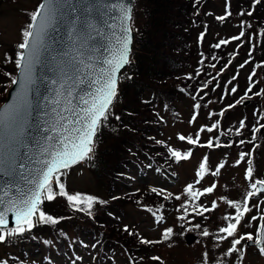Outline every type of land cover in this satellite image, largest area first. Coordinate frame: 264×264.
Segmentation results:
<instances>
[{
  "label": "trees",
  "instance_id": "trees-1",
  "mask_svg": "<svg viewBox=\"0 0 264 264\" xmlns=\"http://www.w3.org/2000/svg\"><path fill=\"white\" fill-rule=\"evenodd\" d=\"M239 4L248 5V0H242ZM190 12L187 0H138L135 6L132 23L137 32L131 63L121 77L115 107L109 110L108 119L102 121L92 155L85 161L88 171L97 180L108 184L109 199H113L110 205L93 206L92 216H88L72 209L64 198L45 201L41 209L44 207L46 214L60 218L59 222L56 225H40L33 233H25L22 237L9 238L6 243L0 244V260L22 264L26 260H35L44 252L63 253L68 245L78 246L83 240L97 239L108 242L113 251H116V243L125 244L132 253L133 264H172L167 258L172 253L168 241L158 235L145 234L144 237L156 238L161 243L140 244L142 238L138 235L133 242L132 236L118 229L116 220L122 219L117 215L125 216L127 211V201L120 199L119 194L127 186L121 179L130 171L128 165L134 162L133 159L140 161L143 155L154 158L161 156L162 152L151 150L153 147L160 148L158 143L164 141L159 138L160 131L166 129L165 117L161 120L158 118L161 112L156 107L177 109L183 105V86H191L190 80L183 84L184 76L180 77L184 67L183 19ZM171 85L172 90L166 91ZM258 86L264 93V82L258 83ZM148 95L154 98L150 99ZM213 182L214 178L207 187ZM78 193L83 192L78 190ZM151 193L141 194L139 201H146L145 209L151 208L156 212L157 207L167 200ZM195 202L202 205L201 201ZM168 204H176V201L169 200ZM156 214L162 216L163 213L160 209ZM192 218L197 219V215L194 214ZM217 219L216 215L212 216L210 222L213 224L197 221L200 228H196V231L203 241L210 243L202 231H215ZM181 235L182 232H179L173 236L179 245L183 239ZM164 247L170 250L163 251ZM154 254L160 260L151 259Z\"/></svg>",
  "mask_w": 264,
  "mask_h": 264
},
{
  "label": "snow or ice",
  "instance_id": "snow-or-ice-1",
  "mask_svg": "<svg viewBox=\"0 0 264 264\" xmlns=\"http://www.w3.org/2000/svg\"><path fill=\"white\" fill-rule=\"evenodd\" d=\"M71 5L72 0H66ZM84 4L83 11L90 13L93 9L88 6L86 0H80ZM93 4L97 3L98 0H92ZM262 0H253L251 8L254 9L256 5H260ZM54 0H44L38 6L37 11L30 13L31 22L22 30V42L17 45L19 51L16 53L15 64L20 72V81L23 84L25 90H27L33 83V71L34 64L38 59L40 45L42 44V38L47 28L51 25L52 20L55 18L56 9L53 7ZM72 11L75 12L76 8L73 7ZM123 18L125 21L131 20V10L121 9ZM240 16L251 17L253 10H249L246 13L241 11L238 13ZM232 13L229 10V0H226V13L223 16L217 17L218 20H227ZM240 27L243 29L245 24L242 22ZM251 27V25H247ZM124 36L121 41V46L117 54L113 55L111 59H107L104 63L107 65L100 74L95 78L93 83L96 85L95 92L90 94V99L81 97L83 107L78 113H76L74 120H69L67 124L61 125L60 129H54L59 136L58 145L59 147L50 152L46 151L48 156L47 159L43 160V168L39 171L36 178L29 179L27 184L29 185L26 192L22 191L19 187L15 189V193L10 195L11 189L6 187L3 193L0 194V243H6L9 238L22 237L25 233L31 232L33 228L40 225H56L60 218L53 217L52 215L46 214L41 206L47 202H52L58 197L64 198L67 204L77 212H84L88 216H92V209L95 204H103L105 201H99L97 198L90 195H83L80 193L71 194L66 190L65 184L61 180L63 171L71 168L73 165L80 163L86 159H90V153L93 152L94 138L99 130L102 121L108 119V113L110 106L113 103V99L117 95V75L120 69L129 63V45L131 44V29L125 26L123 29ZM245 36V32L242 30L239 35L233 36L232 40H241ZM203 34L199 37V40H203ZM229 43L228 40H221L214 47L219 48L221 45ZM252 54L250 50L249 55ZM10 59V58H7ZM215 59V57H213ZM202 63V61H201ZM243 67V65H241ZM11 76V74H6ZM255 75L253 72L251 77ZM191 79V77H189ZM232 79H235L233 76ZM12 84H17L18 81L15 78L11 80ZM206 86V85H205ZM231 93H235L237 89L231 88ZM252 92V87L246 89L245 95L241 96L239 100L235 101V104L229 105V107H235L240 104L241 101L250 99L247 94ZM260 93H257L259 95ZM195 99V97H193ZM21 106L24 102V93H21L19 97ZM200 104H195L194 109H199ZM19 111V107L15 110ZM7 109L5 110V113ZM5 113H0V124L4 123L8 116ZM220 116L224 115V112L219 113ZM211 116V114H210ZM63 119L67 120V117ZM118 119V117H117ZM264 119V117H262ZM196 120V114L193 115L189 123H193ZM59 123V122H58ZM219 127L218 123L212 124L210 127H201L199 131L193 136L179 135L180 141H186L188 145L213 148V147H231V145H221L213 142L209 139L207 144H201L199 140L200 132H213ZM244 127V121H240V128ZM264 127V125H261ZM261 127H256L253 132H259ZM239 135V131L236 133ZM51 139V137H50ZM253 139L255 137L253 136ZM241 144L245 141L241 140ZM169 156L176 162L189 160L193 153L191 150L181 153L173 148H168ZM248 153L241 152L239 158L236 161V165L239 166L241 162L245 161V157ZM4 161L0 159V173H4L3 167ZM209 159L204 156L202 161L198 165V170L195 172V183H200L204 179L205 175L209 173ZM248 167L245 171V180L249 182V190L244 194L241 201H233L227 198L221 197L224 200L227 207L233 209L234 212L225 214L222 219L225 222L218 228L217 243L220 241H228L230 247L224 253L226 256H231L233 253L242 252L246 249L249 244L254 245L258 248L260 254L264 255V214L259 217L253 215L248 217V214L252 212L253 208L259 209L264 212V209L260 208V203H256L250 206L252 198L260 196L264 193V179H253V166L252 161H247ZM9 167H12L9 163ZM225 167L224 163H220L215 170L211 171V175L216 177L220 174L221 169ZM23 166L21 165V170ZM216 188V184L213 183L211 186L203 189V191L195 190L194 184L189 183L184 188V194L188 197V200L180 205L177 211H182V214L177 217L178 220L184 221L190 214L188 209L191 206L192 212L197 216L205 217V213L212 212L218 208L216 201H213L211 207H204L198 205L194 201L199 200L203 195L213 193ZM151 191L158 196H162L164 200L172 198V194H164L163 190L158 191L156 188H152ZM177 201L181 200L180 195L174 197ZM115 199V197H114ZM189 201H192L191 205ZM139 203V202H138ZM146 211L152 213L157 224L163 221V217L156 214L160 211L157 209L153 212L151 208H146ZM13 217L14 227H9V215ZM247 217V219H246ZM207 218V217H205ZM257 222L255 232H245L241 234L239 229L241 227H250L252 222ZM183 227V225H181ZM196 228H200V224L195 225ZM124 232L128 233L129 236L137 235L130 231L125 226ZM204 237L210 235L207 229L202 231ZM173 236V229L171 227L166 228L162 233L164 241L169 240ZM246 242V243H242ZM45 243H49L45 241ZM140 244L150 245L161 243L160 240L150 241L147 239H140ZM237 246H241L238 248ZM153 260H159V257H152ZM208 253H204V262L207 264ZM0 264H8V260H0Z\"/></svg>",
  "mask_w": 264,
  "mask_h": 264
},
{
  "label": "water",
  "instance_id": "water-1",
  "mask_svg": "<svg viewBox=\"0 0 264 264\" xmlns=\"http://www.w3.org/2000/svg\"><path fill=\"white\" fill-rule=\"evenodd\" d=\"M78 2L79 5L76 15L73 21L68 24V29L66 28L67 32L65 34V43L69 42L71 39L70 37L73 36L74 30H77L78 35V37L77 35L75 37L73 47L66 51L67 67L77 79V83L74 86L65 87L70 93V96H66L68 100H62L60 103L49 105L39 104L42 111L51 113L48 119V122L51 121V124L47 126L45 125L46 122L43 116L40 114L38 101L36 99L37 96L35 97L30 94L26 98V103L35 105V110L30 111L26 108L25 110H27V113H23L21 109H19L18 112L15 111L16 108L14 107L23 108L25 105V103H23L21 106V102L16 99L10 107L8 106L16 92L18 91L19 94L23 89L19 74L18 83L15 84L10 92L9 102L1 111V113H5L7 109L10 115L20 119L19 122L21 124L7 128V132L0 137V142L4 145V149L7 153H10L7 157H3V155L0 154V159L4 161V172L7 173H0V194L3 193L6 187L11 189L10 195L16 194L15 189L17 187L24 192L28 190L29 185L27 181L38 176L39 171L43 168L42 161L48 158L46 151L50 152L59 147V136L54 129H60L61 125L67 124L69 120L75 119L76 113L83 107L81 97L90 99V94L94 93L96 88L93 81L100 72L107 67L104 61L111 59L113 55L117 54L121 46V41L124 36L123 29L125 26H128V21L124 20L121 9H130V0H98L95 4H93L92 0H86L88 6L93 9L88 15L91 27L87 30L82 27L78 19L84 8V4H82L80 0H78ZM58 21L59 20L56 19V21L51 22V25L43 35L40 47L45 46L47 40L55 34ZM102 28L104 29V39L97 41L95 39L97 31ZM85 38H87L88 43H85ZM64 47L69 48L70 46ZM73 55L75 56L74 65L71 60ZM43 66V64H38L37 68L33 71V76L37 70L41 69ZM39 76L43 78L45 73L40 72ZM47 80L48 78L44 79V81ZM30 88L31 87L28 88L26 94H29ZM30 92H33V90ZM75 92H78V94L75 95ZM57 94L63 95V98H65L62 92L57 91ZM42 99H44V97H42L41 100ZM55 111H60L61 117H55V115H53ZM64 117H67V120L63 119ZM15 128L24 129L25 135L23 136L19 131H16ZM9 135H14L17 139L14 144H7L11 140ZM14 145L17 149L15 153ZM9 163H11L12 167H9ZM21 165L23 166L22 170ZM9 223H14L11 214L9 215Z\"/></svg>",
  "mask_w": 264,
  "mask_h": 264
},
{
  "label": "rangeland",
  "instance_id": "rangeland-1",
  "mask_svg": "<svg viewBox=\"0 0 264 264\" xmlns=\"http://www.w3.org/2000/svg\"><path fill=\"white\" fill-rule=\"evenodd\" d=\"M42 0H0V74L2 73L4 69V65L6 66L10 59V55L13 56L12 61L14 59V71L12 72L11 76L8 77V80L6 82L7 86L4 88V90H0V107L3 105V102L6 100L8 93V90L12 84L11 80L12 78H16V64H15V58L16 53L19 51L17 48V45L22 42V30L26 28V26L29 24L30 19V13L35 12L38 9V6ZM219 13L222 12V9L218 11ZM56 21V18L52 20ZM31 22V20H30ZM207 25H212L213 19L207 18L206 19ZM220 30V29H219ZM197 31H195L196 33ZM234 32H237L234 31ZM233 32V33H234ZM192 38V36H191ZM85 43H88L87 38L84 39ZM44 54V49H39V55L42 56ZM7 56V57H6ZM38 66V61L34 64V69H36ZM41 72L45 73V76L43 78H40L39 74L33 76L34 83L30 86V91L33 90V92L29 91V94H26L28 92V89L25 90L24 87L21 90V93H24V102L25 105L23 108H20L23 113H27L25 110L28 108L30 111L35 110V105H31L26 103V98L28 95H34L36 96H49L52 93L51 89H55L56 91L62 92L65 95V98L62 99L63 101L68 100L66 96H70V93L67 91L66 88L62 87V84L60 82H57L59 79H57L54 84L50 86L39 87L37 84L39 82H45L44 79L46 78V75H49V69L46 70H40ZM22 87V86H21ZM33 88V89H32ZM173 88V85L169 86L166 91H171ZM21 93L18 91L13 96L12 100L9 103V107L12 105V103L18 99L21 96ZM78 92H75V95H77ZM20 101V100H19ZM39 107V105H38ZM18 108V107H14ZM40 114L42 116H45V118L48 116L47 113L42 111L39 107ZM180 112L184 113V117L179 120L180 122L174 126V129L172 126H170V131L176 132V131H182V124L185 123L187 118L191 114L190 107H188L187 110L180 109ZM240 112V111H238ZM6 116H8V119L0 124V137L7 132V128L13 127L17 124H21L19 122L18 117H14L9 114V111L5 113ZM55 117H61L60 111H55L53 113ZM252 119L250 120V124L253 123V115L252 113L248 114ZM232 125V119L229 120ZM24 122V121H23ZM51 124L50 122H46L45 125ZM198 126V125H196ZM16 131H19L23 136L25 135L24 129L15 128ZM11 132V131H10ZM188 132V130H187ZM13 134V133H12ZM15 134V133H14ZM10 136V135H9ZM11 140L7 144H14L15 140H17L14 135L10 136ZM14 153L17 151L16 146L14 145ZM0 154L3 155V157H7L10 155V153L6 152L4 149V145L0 142ZM201 162L200 155H198L194 160H191L187 162L186 164H182L181 167L185 169V172H190L191 174H186L183 172V170L180 168L179 174L181 175V178L177 180V185L184 184L186 181L190 180L191 178L194 179L195 172L197 171L198 165ZM216 162V157H212V163ZM238 172L239 170H235ZM63 175L61 176L62 182L65 184L66 190L69 193H78V190L80 192L88 193L90 195H93L95 198H98L100 196L108 197L109 196V188L108 184H105L103 181L97 180L90 171H87L85 167H72L71 169H68V171H64ZM230 172V171H229ZM148 175L147 177H144L141 173L136 176H131V178H127L126 181L130 185H138V184H148L152 183L153 186L157 187H169L172 186L174 183L172 182V179H175L174 174L170 176L169 180H166L163 178V176H159L154 170L148 169L147 171ZM245 176H240L238 174L234 175L232 178H228L229 182L228 184L233 188V192L236 194V198H239L242 194H244L246 191L243 189L244 185L242 183L245 180ZM131 180V181H130ZM176 181V179H175ZM138 186H134L133 189H137ZM127 211H128V218L126 222L128 223H134L138 224L143 232L151 234L152 226L155 229L156 226L151 223L150 218L144 216L141 214L136 208L134 203L127 201ZM152 225V226H151ZM247 227L243 228V231L247 230ZM252 230V229H250ZM189 237H194L190 235ZM196 240V238L194 237ZM194 240V241H195ZM135 241V238H133V242ZM186 244H181L177 247L174 251H172L171 255L168 258L169 261L172 262V264H194L198 261V257L200 258L201 254V248L199 250L192 248V241H185ZM190 246H188V245ZM170 250L167 247H164L163 251ZM183 254H190L191 258L188 257L187 259L184 258ZM86 264L90 263V260L86 261Z\"/></svg>",
  "mask_w": 264,
  "mask_h": 264
},
{
  "label": "bare ground",
  "instance_id": "bare-ground-1",
  "mask_svg": "<svg viewBox=\"0 0 264 264\" xmlns=\"http://www.w3.org/2000/svg\"><path fill=\"white\" fill-rule=\"evenodd\" d=\"M89 13H86L82 10V14L81 16L78 18L82 24V27H84V29H89L91 27V23L89 21V17H88ZM94 24V23H93ZM104 29H100L99 31H97V35H96V40L100 41L104 39Z\"/></svg>",
  "mask_w": 264,
  "mask_h": 264
}]
</instances>
